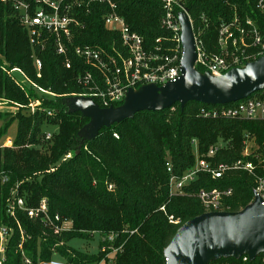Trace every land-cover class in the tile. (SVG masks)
<instances>
[{
    "label": "trees",
    "instance_id": "trees-1",
    "mask_svg": "<svg viewBox=\"0 0 264 264\" xmlns=\"http://www.w3.org/2000/svg\"><path fill=\"white\" fill-rule=\"evenodd\" d=\"M115 1L118 13L149 47L153 48L159 38L165 46H175L172 33L161 24L160 0ZM257 1L185 0L184 5L195 32L200 30L207 50L215 52L220 22L236 15L243 20L252 18L264 37V10L257 8ZM90 11L84 17L85 28L75 33L74 45L111 46L116 36L104 26L106 8L93 2ZM36 58L42 61L41 77H37ZM69 58L71 67L67 68L65 58L56 53L52 37L43 49L34 47L17 11L10 3L0 2V98L24 106L13 115L0 112V119L11 116L0 128V144L13 122H18L15 148L0 149V227L10 230L1 264H25L24 257L33 264L55 257L69 264H97L104 253L88 255L69 245L72 239L93 232L101 237L114 235L115 246H123L114 264H167L164 251L179 227L204 213L196 195L200 189L231 187V211L249 204L254 178L247 172H230L221 179L200 173L181 195L171 193L170 178L172 174L183 175L195 164L194 140L203 154L219 137L232 138L233 148L215 158L216 162H230L242 157L246 132L258 143L264 141V121L205 118L200 115L203 108L221 105L189 102L184 109L176 104L162 111L138 112L103 127L95 136H85L91 119L74 108L69 94L83 92L78 76L89 66L71 51ZM2 64H7V69L22 70L33 83L55 96L40 92L31 83L18 85ZM35 99L41 106L31 114L27 106ZM48 111L53 114L48 115ZM50 125H57L58 132L47 141L44 127ZM4 176L9 179L5 183ZM17 185L27 207L38 206L46 197L51 217H60L54 224L60 226L68 220L71 229L55 232L52 226L17 208L15 217L11 216L8 198ZM170 215L181 224L171 223ZM244 257L247 254L220 257L209 264H264V253L253 260Z\"/></svg>",
    "mask_w": 264,
    "mask_h": 264
},
{
    "label": "built area",
    "instance_id": "built-area-1",
    "mask_svg": "<svg viewBox=\"0 0 264 264\" xmlns=\"http://www.w3.org/2000/svg\"><path fill=\"white\" fill-rule=\"evenodd\" d=\"M163 6L161 24L172 33L171 40L174 47L164 45V40L159 38L156 45L149 47L144 38L133 31L126 19L117 11L115 0H0L5 4L10 3L17 11L21 24L27 29L30 42L34 47L42 49L52 37L56 53L65 58L67 68L71 67L70 51L83 60L89 69L81 72L78 83L83 87L81 93H71L69 96L91 98L101 109L117 108L121 106L129 92H136L140 88L154 85L158 88L167 83L175 82L182 76L181 61L184 55L182 43L183 14L188 16L192 26L197 55L194 67L200 73H209L213 76H223L232 69L244 68L248 63L264 56V37L258 25L252 18L241 19L235 16L230 21L222 20L218 28L217 46L215 52H210L201 38V31L195 32L194 22L185 7V0H160ZM98 2L106 8L103 14L105 28L114 33L116 38L111 46L95 48L89 45H74L75 33L85 28V18L91 12V4ZM256 6L264 10V0H258ZM204 21H206L204 19ZM38 70L37 77H41L42 61L35 60ZM2 68L8 75L16 80L20 86L31 83L40 92L55 96L50 90L43 89L33 83L20 69H7V64ZM18 74L16 76L15 74ZM41 101L31 100L27 106L28 111L34 114L39 110ZM22 106L15 103L16 111ZM42 110V109H40ZM52 115V111L47 112ZM205 118H225L236 120L264 121V90L250 97L220 107L210 106L203 108L200 113ZM53 133L45 132V140L50 141ZM197 142L194 140L193 143ZM15 148L13 138L6 137L0 144V149ZM233 148L232 138L219 137L206 153L199 151L195 156V164L189 167L183 175H171L170 191L174 195H181L187 186L198 179L200 173H207L213 179H221L230 172H247L254 178L252 199L248 205L257 200L264 205V141L258 143L256 137L250 132L244 134L241 158L230 162H216L215 158L220 152H228ZM168 171L172 173L169 165ZM7 176L3 182H7ZM18 185L12 190L8 198V213L15 217L16 208L27 212L33 219H39L46 226H52L55 232L70 230L72 223L68 220L55 225L59 221L49 214V205L46 197L42 198L36 207H27L23 197L18 195ZM112 189V186H109ZM234 194L230 188H202L197 192L204 212H231L228 199ZM165 211V207L161 208ZM169 221L181 224L180 219L170 215ZM69 225V226H67ZM71 225V226H70ZM133 233V232H132ZM10 230L0 227V257L5 260L7 242ZM117 237V236H116ZM21 247V245H20ZM123 246H115V236H103L100 240V252L104 253L103 259L97 264H114ZM249 256L244 257L247 260ZM250 259V258H249ZM0 262V264H1ZM25 264H33L32 260L24 257ZM37 264H69L62 259L39 261Z\"/></svg>",
    "mask_w": 264,
    "mask_h": 264
},
{
    "label": "water",
    "instance_id": "water-1",
    "mask_svg": "<svg viewBox=\"0 0 264 264\" xmlns=\"http://www.w3.org/2000/svg\"><path fill=\"white\" fill-rule=\"evenodd\" d=\"M181 61L182 76L163 87L148 85L129 92L117 108L101 109L91 98L69 97L74 108L91 119L85 136H95L113 123L134 117L142 111H162L189 102L226 105L246 99L264 90V56L244 68L230 70L223 76L202 74L195 69V41L188 16L183 14ZM264 253V205L257 200L239 211L204 212L185 222L164 251L167 264H209L220 257L250 260Z\"/></svg>",
    "mask_w": 264,
    "mask_h": 264
},
{
    "label": "rangeland",
    "instance_id": "rangeland-1",
    "mask_svg": "<svg viewBox=\"0 0 264 264\" xmlns=\"http://www.w3.org/2000/svg\"><path fill=\"white\" fill-rule=\"evenodd\" d=\"M15 75L18 76L17 73ZM14 106H15V103H9V101H6V100L0 98V112L10 113L13 115L15 112H17L20 109L19 108L16 111L13 108ZM21 106L24 107L23 105H21ZM10 118H11V116L8 115L7 117L0 119V128ZM17 129H18V122L16 120L13 122V124L9 128L6 136L4 138H2L1 143H3V141L5 140L6 137H11L14 139L16 134H17ZM44 132H51L53 134L57 133L58 132V126L57 125L45 126ZM193 152H194V155L196 156V154L198 152V143L197 142H195L193 144ZM67 226H69V225H67ZM100 240H101L100 233L99 232H93L88 237H85V238L78 237V238L72 239L70 241L69 245L81 253L93 255V256H98L100 253ZM55 259H59V258L55 257Z\"/></svg>",
    "mask_w": 264,
    "mask_h": 264
}]
</instances>
